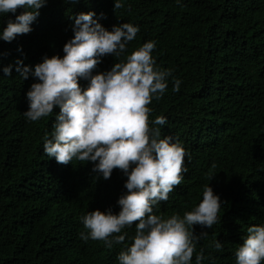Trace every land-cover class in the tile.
<instances>
[{
    "label": "trees",
    "instance_id": "trees-1",
    "mask_svg": "<svg viewBox=\"0 0 264 264\" xmlns=\"http://www.w3.org/2000/svg\"><path fill=\"white\" fill-rule=\"evenodd\" d=\"M123 2L113 10L114 0H47L31 32L0 40V264H119V252L133 242L137 222L122 229L125 241L111 248L81 239L87 212L119 211L127 177L114 169L104 179L91 162L64 165L49 158L42 137L50 136L55 112L27 120L25 94L34 78L22 80L15 67L11 76L2 72L17 58L34 66L44 55L63 56L73 36L70 17L90 10L104 14L99 22L109 30L123 22L138 25L127 53L155 41L156 66L172 71L164 94L148 105L149 120L167 118L153 127L183 145L188 171L154 214L183 217L202 200L208 183L224 201L211 229L194 226L196 234L208 235L196 243L192 264L201 249L211 258L203 264H235L247 228L264 224V0ZM9 16L14 18L0 14V28ZM115 59L124 56H104L94 72L109 70ZM174 79L181 81L178 91ZM79 84L86 87L87 81ZM216 239L223 243L220 251L213 247Z\"/></svg>",
    "mask_w": 264,
    "mask_h": 264
},
{
    "label": "clouds",
    "instance_id": "clouds-1",
    "mask_svg": "<svg viewBox=\"0 0 264 264\" xmlns=\"http://www.w3.org/2000/svg\"><path fill=\"white\" fill-rule=\"evenodd\" d=\"M176 3L182 4V0ZM46 4L47 0H0V14L14 16L0 28V40L11 42L31 32ZM122 7L123 0H114L113 10ZM103 17L91 10L70 17L73 36L63 45V56L44 55L34 66L17 58L14 65L3 66L2 72L11 76L15 67L22 80L34 78L25 94L28 107L23 115L27 120L34 122L55 112L50 136L42 137L43 152L49 158L64 165L74 159L91 162L92 171L104 179L114 169L127 177L126 191L116 201L119 211L109 207L87 212L81 217L86 229L80 233L81 239L102 240L111 248L125 241L128 234L122 229L137 222L133 242L117 256L119 264H192L196 243L208 235L207 231L196 234L194 226L211 229L221 219L218 213L224 201L208 183L202 200L183 217L154 214V206L168 200L188 171L183 145L171 135L162 136L160 127H153L165 125L167 118L161 115L149 120L152 109L148 105L164 94L172 71L156 66L152 55L155 41H146L127 53L138 25L123 22L109 30L99 22ZM17 50L22 52L21 47ZM109 54L124 59H115L109 70L94 72ZM81 79L87 81L86 87L79 84ZM180 84L174 79L173 91ZM246 231L235 250V264H262L264 224H253ZM213 247L220 251L223 243L216 239ZM205 259L211 258L201 249L195 264H203Z\"/></svg>",
    "mask_w": 264,
    "mask_h": 264
}]
</instances>
